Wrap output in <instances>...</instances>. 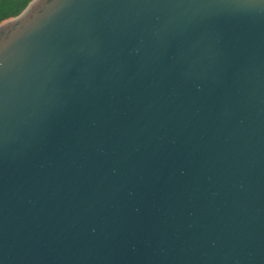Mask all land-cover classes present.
Returning <instances> with one entry per match:
<instances>
[{"label":"water","instance_id":"1","mask_svg":"<svg viewBox=\"0 0 264 264\" xmlns=\"http://www.w3.org/2000/svg\"><path fill=\"white\" fill-rule=\"evenodd\" d=\"M0 264H264V0L1 20Z\"/></svg>","mask_w":264,"mask_h":264},{"label":"trees","instance_id":"2","mask_svg":"<svg viewBox=\"0 0 264 264\" xmlns=\"http://www.w3.org/2000/svg\"><path fill=\"white\" fill-rule=\"evenodd\" d=\"M30 0H0V21L17 15Z\"/></svg>","mask_w":264,"mask_h":264}]
</instances>
